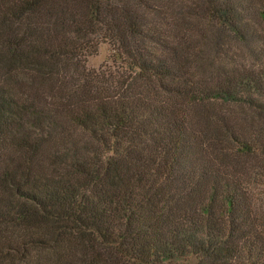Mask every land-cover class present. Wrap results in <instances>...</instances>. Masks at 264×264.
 <instances>
[{
  "label": "trees",
  "instance_id": "1",
  "mask_svg": "<svg viewBox=\"0 0 264 264\" xmlns=\"http://www.w3.org/2000/svg\"><path fill=\"white\" fill-rule=\"evenodd\" d=\"M0 264H264V0H0Z\"/></svg>",
  "mask_w": 264,
  "mask_h": 264
},
{
  "label": "rangeland",
  "instance_id": "2",
  "mask_svg": "<svg viewBox=\"0 0 264 264\" xmlns=\"http://www.w3.org/2000/svg\"><path fill=\"white\" fill-rule=\"evenodd\" d=\"M111 54V46L107 43L101 44L98 53L96 55L88 57L87 66L89 68H99L101 65L111 63Z\"/></svg>",
  "mask_w": 264,
  "mask_h": 264
}]
</instances>
